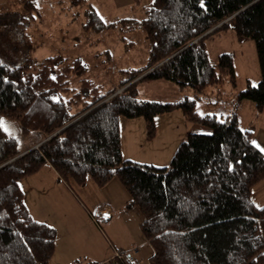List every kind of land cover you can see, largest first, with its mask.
I'll use <instances>...</instances> for the list:
<instances>
[{
  "label": "trees",
  "instance_id": "trees-1",
  "mask_svg": "<svg viewBox=\"0 0 264 264\" xmlns=\"http://www.w3.org/2000/svg\"><path fill=\"white\" fill-rule=\"evenodd\" d=\"M20 2L25 12L37 10L35 0ZM145 10L142 21L116 22L129 29L142 26L150 42L147 64L123 71L119 89L146 74L142 81L190 87L193 99H141V80L120 94L105 92L90 79L73 87L72 78L87 72L79 59L0 62V264L51 262L57 230L33 218L20 185L46 164L78 185L90 177L103 187L118 178L129 194L127 207L144 217L142 232L154 249L151 264H264V206L253 200V188L264 180V152L235 113L221 120L197 111L208 88L227 80L236 86L234 55L223 53L214 64L205 44L229 29L239 41L255 43L261 73L257 86L238 94L236 106L252 101L258 111L264 109V0H153ZM87 15V28L114 25L94 8ZM178 110L210 132L189 133L168 167L124 158L121 117L144 118L151 141L156 117ZM3 119L17 123L24 136L38 133L42 144L23 152L2 128Z\"/></svg>",
  "mask_w": 264,
  "mask_h": 264
},
{
  "label": "rangeland",
  "instance_id": "rangeland-1",
  "mask_svg": "<svg viewBox=\"0 0 264 264\" xmlns=\"http://www.w3.org/2000/svg\"><path fill=\"white\" fill-rule=\"evenodd\" d=\"M35 2L37 10L25 12L20 0H0L1 63L9 66L24 60L39 63L51 56H59L60 60L69 62L79 59L87 67V72L85 75L72 78L73 87H78L82 79H90L102 86L105 92L117 90L116 94L122 93L128 86L146 75L119 89L120 82L126 76L123 71L140 69L147 64L150 42L142 26L129 29L128 26L116 22L122 19L138 21L146 19L148 14L145 8L153 0L140 2L86 0L82 5H73L69 0H35ZM90 8H94L107 24L114 23V25L99 30L93 27L87 28V11ZM205 44L214 64L223 53L234 55L236 86L233 87L227 80L223 84L208 88L197 101V111L200 114L211 113L225 120L229 111L235 110L238 94L249 85L257 86L261 81L256 46L251 40L239 41L233 29L214 35L206 40ZM141 81L138 83V90L140 98L144 100L178 102L195 97L190 87L181 89L170 81ZM177 113L182 115L179 110ZM175 115L168 113L157 116L156 137L151 141L147 139L144 118L121 117L119 124L125 156H130L139 163L168 167L178 147L186 140L187 135L195 130L194 128H198L199 131L196 132L201 134L205 131L210 132L208 128L186 120L177 121ZM239 117L241 126L252 131L254 145L260 149L264 148V109L258 111L252 101H244L240 107ZM1 126L8 134L19 140L20 147L33 142L38 137V133L24 136L17 123L7 119L2 120ZM40 144L32 149H37ZM87 181L92 185L96 184L90 177ZM32 182L35 183L36 180L28 177L23 180L22 185L26 188L29 206L34 208L32 202L36 196L32 190L30 191V187H27ZM112 183L121 182L115 178ZM87 189H90L91 193L93 188ZM123 197H129L128 193L119 196L120 199ZM257 200L258 197L255 198L256 202ZM136 247L140 251L136 256L138 263L151 264L154 249L150 242Z\"/></svg>",
  "mask_w": 264,
  "mask_h": 264
},
{
  "label": "crops",
  "instance_id": "crops-1",
  "mask_svg": "<svg viewBox=\"0 0 264 264\" xmlns=\"http://www.w3.org/2000/svg\"><path fill=\"white\" fill-rule=\"evenodd\" d=\"M241 104L237 107L235 103V110L229 111L228 115L235 113L240 127L244 129L239 117ZM177 112L170 114H176L174 118L177 121H184L183 114ZM194 129L193 132L199 131L198 128ZM40 140L38 137L33 142L24 144L23 152L32 149ZM123 147L122 143V151ZM123 156L127 160L138 162L125 156V153ZM29 177L36 180L27 186L36 196L32 202L34 208L27 202L26 188L22 185L25 178L20 181V185L31 215L35 220L57 230L56 249L50 264H96L108 260L114 249H131L149 242L142 233L144 217L141 211L127 207L129 197L119 198L127 191L121 183H112L115 178L103 187L92 185L88 181L84 185H78L73 180L61 179L50 164ZM89 187L93 188L91 193L87 189ZM256 197L258 202L255 201ZM253 200L258 207L264 206V180L253 188ZM100 213L105 217H101L99 224H96L93 217H100Z\"/></svg>",
  "mask_w": 264,
  "mask_h": 264
},
{
  "label": "built area",
  "instance_id": "built-area-1",
  "mask_svg": "<svg viewBox=\"0 0 264 264\" xmlns=\"http://www.w3.org/2000/svg\"><path fill=\"white\" fill-rule=\"evenodd\" d=\"M105 217L102 213L99 216H94L93 221L99 224L100 218ZM139 248L133 247L131 250L114 249L113 255L106 261L96 264H137L136 256L139 254Z\"/></svg>",
  "mask_w": 264,
  "mask_h": 264
},
{
  "label": "snow or ice",
  "instance_id": "snow-or-ice-1",
  "mask_svg": "<svg viewBox=\"0 0 264 264\" xmlns=\"http://www.w3.org/2000/svg\"><path fill=\"white\" fill-rule=\"evenodd\" d=\"M53 79H55V78L53 77ZM261 151H264V148H262Z\"/></svg>",
  "mask_w": 264,
  "mask_h": 264
},
{
  "label": "water",
  "instance_id": "water-1",
  "mask_svg": "<svg viewBox=\"0 0 264 264\" xmlns=\"http://www.w3.org/2000/svg\"><path fill=\"white\" fill-rule=\"evenodd\" d=\"M31 150H32V149H31ZM23 154H25V153H23ZM10 162H11V161H10ZM5 164H7V163H5ZM5 164H4V165H5ZM4 165H3V166H4ZM1 167H2V166H1Z\"/></svg>",
  "mask_w": 264,
  "mask_h": 264
},
{
  "label": "bare ground",
  "instance_id": "bare-ground-1",
  "mask_svg": "<svg viewBox=\"0 0 264 264\" xmlns=\"http://www.w3.org/2000/svg\"><path fill=\"white\" fill-rule=\"evenodd\" d=\"M220 92L218 91V94H219Z\"/></svg>",
  "mask_w": 264,
  "mask_h": 264
}]
</instances>
